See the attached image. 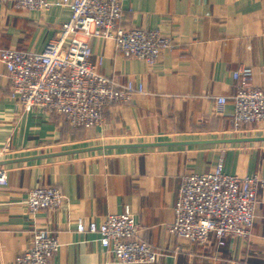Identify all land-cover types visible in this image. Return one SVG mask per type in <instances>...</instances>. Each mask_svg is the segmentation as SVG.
<instances>
[{"label": "crops", "instance_id": "crops-1", "mask_svg": "<svg viewBox=\"0 0 264 264\" xmlns=\"http://www.w3.org/2000/svg\"><path fill=\"white\" fill-rule=\"evenodd\" d=\"M121 2V25L160 30L174 46L148 65L120 52L112 39H91V61L103 73L144 88L106 108L100 126L75 128L37 107L17 112L0 60V145L10 148L0 160L9 176L0 185V264H15L35 225L60 241L54 264H139L115 262L99 233L77 230L80 220L100 224L127 208L160 252L150 264H264L262 185L248 238L229 237L218 246L212 236L204 246L179 241L166 228L186 175L212 171L222 161L227 173L264 178V122L236 129L231 98L240 67H251L253 84L264 87V0ZM70 15L65 6L39 12L0 0V48L41 51ZM37 184L59 185L67 199L34 221L25 198Z\"/></svg>", "mask_w": 264, "mask_h": 264}, {"label": "built area", "instance_id": "built-area-1", "mask_svg": "<svg viewBox=\"0 0 264 264\" xmlns=\"http://www.w3.org/2000/svg\"><path fill=\"white\" fill-rule=\"evenodd\" d=\"M20 8L45 12L52 6L68 7L70 18L63 22L56 36L41 51L17 47L0 48L11 84L16 111L23 114L34 108L57 114L75 128L91 129L104 123L106 108L129 102L142 84L133 80L120 82L101 71L91 61L92 38L112 39L116 48L129 58L155 64L162 52L173 48L171 38L157 29L121 25V0H17ZM252 68L243 66L233 72L238 89L231 96L233 124L264 122V87L252 82ZM220 103L227 98L219 96ZM10 152L8 144L0 145V160ZM9 183L8 169L0 163V185ZM264 186L260 174L240 177L227 173L223 162L205 173L183 178L174 218L166 226L179 241L209 245L212 236L218 246L229 237L248 238L252 234L255 209L259 202L257 187ZM59 185L37 184L25 198L30 217L35 221L42 210H56L66 204ZM79 232L101 236L103 248L113 254L115 262L150 264L160 252L143 238V226L131 210L109 214L100 224L86 225L80 220ZM60 249L57 236L47 228L35 225L31 245L17 254L15 264H54Z\"/></svg>", "mask_w": 264, "mask_h": 264}]
</instances>
